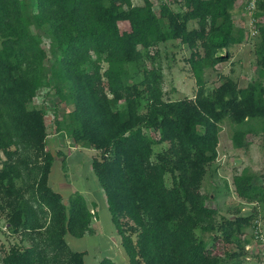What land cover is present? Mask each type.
<instances>
[{
  "label": "trees",
  "instance_id": "obj_1",
  "mask_svg": "<svg viewBox=\"0 0 264 264\" xmlns=\"http://www.w3.org/2000/svg\"><path fill=\"white\" fill-rule=\"evenodd\" d=\"M178 1L183 8L163 1L156 12L152 0H36L30 13L26 0H0V220L18 236L8 248L1 244V264H86L66 236L94 232L85 196L74 192L67 203L49 181L54 154L47 112L37 103L48 51L32 23L48 26L61 52L52 73L60 98L74 105L70 136L99 150L93 170L130 263H247L256 209L225 216L207 203L202 183L225 119L239 147L256 124L264 130V0L255 11L262 18L255 78L242 86L227 77L212 88L206 68L243 40L237 0ZM171 39L192 50L194 96L165 98L152 51ZM260 177L248 168L236 173L237 194L264 204ZM97 264L119 263L105 256Z\"/></svg>",
  "mask_w": 264,
  "mask_h": 264
},
{
  "label": "rangeland",
  "instance_id": "obj_2",
  "mask_svg": "<svg viewBox=\"0 0 264 264\" xmlns=\"http://www.w3.org/2000/svg\"><path fill=\"white\" fill-rule=\"evenodd\" d=\"M152 1L156 12H159L160 4L163 1L169 2L177 10L183 8V4L178 0ZM134 2L143 3V0H134ZM26 3L30 13L36 10V0H26ZM233 17L236 32L238 34L240 30L243 32V40L233 44L228 49H223L225 53L228 50V57L215 66L206 68L204 75L208 88L219 85L227 77H232L240 85L245 86L256 76L255 45L258 34L255 36L250 34L251 13L246 8L243 0H237ZM256 18L257 23L262 22L260 16ZM121 25L124 26L125 23H121ZM31 29L42 36L43 46L48 51V77L45 85L40 89L37 103L47 112L46 118L50 134L47 145L56 160L54 179H58V181L55 183V187L60 188L65 197V202L68 203L73 186L85 188L93 180L105 198V191L92 166L93 158L99 154V150L94 147L77 146L70 136V110L74 105L69 98L65 100L60 98V92L56 87L57 81L52 73L53 67L58 63L61 52L52 45L48 26L39 27L32 23ZM191 51V48L179 39L163 41L152 51L153 53L155 52L156 64L161 66L163 70L165 98L176 99L196 94L199 84L188 60ZM151 61L149 59L148 63L151 64ZM63 91L67 92V88H64ZM257 127L258 125L256 124V130L247 134L248 144L239 147L236 146L233 140L234 124L229 119L223 121L220 131L218 156L208 166V171L203 179L202 190L211 195L207 199V203L217 206L220 209V213L225 216L234 217L238 212L248 213L256 209L257 217L264 232V204L250 202L242 198L237 194L234 184V175L241 172L244 168H248L251 172L260 175V178L264 180V130ZM156 148L159 149L162 146L158 145ZM63 157L68 159L71 171H68V169L66 171L62 167ZM60 182L64 184L63 187L58 185ZM98 195L100 196V194ZM89 205L91 207V204ZM91 211L94 213L93 226L97 227V210L96 208H91ZM106 214L104 209L99 211L100 217L104 218L105 222ZM105 226H103L104 229L102 227V231H99V234L97 233L98 235L95 234L96 236H93L91 234L87 239H80L71 233H68L67 236L75 249L89 250L86 251V264L96 263L105 256L113 258L119 264H131L121 243V235L116 231L115 224L112 225L113 234H109V237L105 235ZM17 240L18 236L8 233L5 229V219H1L0 264L3 255L1 244L8 248L11 243ZM248 246L250 252L246 264H258L259 259H264V243L254 237Z\"/></svg>",
  "mask_w": 264,
  "mask_h": 264
},
{
  "label": "crops",
  "instance_id": "obj_3",
  "mask_svg": "<svg viewBox=\"0 0 264 264\" xmlns=\"http://www.w3.org/2000/svg\"><path fill=\"white\" fill-rule=\"evenodd\" d=\"M50 135V134H49ZM49 135H48V137H49ZM48 142V141H47ZM77 146H79V145H77ZM55 158V157H54ZM70 163L68 162V159L66 158V157H63L62 158V167L64 168V170H66L67 171V169H68V171L70 170L71 171V169H70V167H71V165H69ZM54 165H56V160L54 159V162H53V164H52V168H51V172H50V178H49V181H50V184L52 185V187L54 188V189H56L57 191H59L61 194H62V191L60 190V188H56L55 187V183L58 181V179L57 180H55L54 179V171H55V166ZM84 167V166H83ZM81 170V169H80ZM85 173H86V175H88V173L86 172V171H84ZM59 186L61 185L62 187L64 186V184L62 183V182H60L59 184H58ZM74 188L71 190V192H70V195L72 194V193H74V192H81L84 196H85V198H86V200H87V202L89 203V204H91V208H93V209H95L96 208V210H97V227L96 226H93V228H94V232L93 233H86V234H84L83 236H77V237H79L80 239H87V238H89L90 237V235L92 234L93 236H96L95 234H99V231H102L101 229H102V227L103 226H105V224H106V233H105V235L107 236V237H109V234H113V226L112 225H114L113 223V220H112V216H111V212H110V210H109V206H108V201H107V198H106V195H105V198L103 197V194L101 193V190H99L98 189V187H97V185H96V182L95 181H91L90 183H88V185H86L85 186V188H79V187H77V186H73ZM104 190V189H103ZM105 193V192H104ZM98 194H100V196L98 195ZM70 195H69V197H70ZM62 196H63V198H64V201H65V197H64V195L62 194ZM101 209H104L105 211H106V222L104 221V218H101L100 217V215H99V211L101 210ZM92 225H93V222H92ZM97 228H99V229H97ZM103 229H104V227H103ZM115 229V228H114ZM116 231H117V229H116ZM117 233H118V231H117ZM97 234V235H98ZM119 234V233H118ZM120 235V234H119ZM66 238H67V240H68V242H69V244H70V246L72 247V248H74L73 246H72V244L70 243V241H69V238H68V236H66ZM75 249V248H74ZM79 250V249H78ZM82 251H84L85 252V254H84V256H85V261H86V256H87V253H86V251H89V250H87V249H82ZM94 251V250H93ZM91 261H93V259H91ZM90 261V262H91ZM100 261V260H99ZM99 261H97L96 263L95 262H93V263H91V264H97Z\"/></svg>",
  "mask_w": 264,
  "mask_h": 264
},
{
  "label": "built area",
  "instance_id": "obj_4",
  "mask_svg": "<svg viewBox=\"0 0 264 264\" xmlns=\"http://www.w3.org/2000/svg\"><path fill=\"white\" fill-rule=\"evenodd\" d=\"M243 1L245 3L246 8L251 13V21H250L251 31H250V34L252 36H255L259 32L257 18L255 16V11L257 9L259 0H243ZM254 236L257 240L264 243V232L262 230L260 220H257V224L255 225ZM258 264H264V259L259 260Z\"/></svg>",
  "mask_w": 264,
  "mask_h": 264
}]
</instances>
